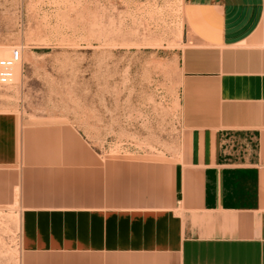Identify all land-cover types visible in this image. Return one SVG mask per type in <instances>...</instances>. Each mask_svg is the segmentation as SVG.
<instances>
[{
	"label": "crops",
	"instance_id": "1",
	"mask_svg": "<svg viewBox=\"0 0 264 264\" xmlns=\"http://www.w3.org/2000/svg\"><path fill=\"white\" fill-rule=\"evenodd\" d=\"M183 3L175 162L0 112V212L19 222L0 264H264V0Z\"/></svg>",
	"mask_w": 264,
	"mask_h": 264
},
{
	"label": "rangeland",
	"instance_id": "2",
	"mask_svg": "<svg viewBox=\"0 0 264 264\" xmlns=\"http://www.w3.org/2000/svg\"><path fill=\"white\" fill-rule=\"evenodd\" d=\"M183 14V0H0V63L22 53L0 69V112L73 126L104 157L175 162ZM18 223L0 212V249L17 252Z\"/></svg>",
	"mask_w": 264,
	"mask_h": 264
},
{
	"label": "built area",
	"instance_id": "3",
	"mask_svg": "<svg viewBox=\"0 0 264 264\" xmlns=\"http://www.w3.org/2000/svg\"><path fill=\"white\" fill-rule=\"evenodd\" d=\"M22 60V53L19 50H15L12 52V56L10 59L2 60L0 63V69L3 73H12L15 67Z\"/></svg>",
	"mask_w": 264,
	"mask_h": 264
}]
</instances>
